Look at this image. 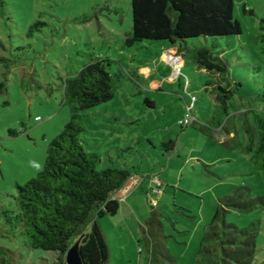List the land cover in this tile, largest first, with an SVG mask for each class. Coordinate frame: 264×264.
I'll return each mask as SVG.
<instances>
[{"label":"rangeland","instance_id":"rangeland-1","mask_svg":"<svg viewBox=\"0 0 264 264\" xmlns=\"http://www.w3.org/2000/svg\"><path fill=\"white\" fill-rule=\"evenodd\" d=\"M5 3V14L0 15V58L8 60V72L0 63V82L7 86L0 94V247L14 252L12 264H48L56 259L52 252L24 247L20 237L12 236L1 212L14 207L21 187L42 170L49 143L70 120L69 109L62 104V80L91 59L105 58L118 62L108 68L114 78V97L82 112L85 131L79 138L86 152L100 155L99 169L135 167L145 180L123 201L116 216L98 219L108 243V264H149L152 241L147 228L152 215L160 222L161 240L173 259L170 263L158 256L163 264L203 263L202 248L216 247L214 241L205 239L206 234L213 227L221 235L222 221L254 234L253 264H264V206L256 203L249 210L220 212V202L239 189L246 188L251 199H264V180L246 155L231 150V142L223 144L216 134L198 129V122L210 121L208 115L215 110L208 93L211 89L205 85L233 91L227 127L236 130L239 142L245 138L243 112L262 108L264 0H233L241 33L217 38L219 57L227 66L221 79L199 69L185 51V64L176 78L181 83L179 93L157 92L156 88L173 73L158 60V49L169 43L143 41L123 46L124 33L132 27L130 0ZM243 6L252 9L253 15L244 13ZM36 21L42 26L29 35ZM208 41L204 43L202 37L188 40L187 47L208 46ZM144 66L154 68L153 74L136 76ZM118 68L123 74L119 80L114 76ZM191 96L196 97L194 115L199 120L180 128L178 120ZM145 99L155 105L148 107ZM168 141L175 142L172 151L161 145ZM133 142L137 143L133 146ZM129 146L136 150L132 152ZM153 175L161 183L157 193L151 192L154 185L149 188L147 176ZM217 211L222 215L214 219Z\"/></svg>","mask_w":264,"mask_h":264},{"label":"trees","instance_id":"trees-1","mask_svg":"<svg viewBox=\"0 0 264 264\" xmlns=\"http://www.w3.org/2000/svg\"><path fill=\"white\" fill-rule=\"evenodd\" d=\"M130 5L132 27L124 33V47L143 41H163L181 46L187 45L188 40L202 37L204 43L211 41L208 46L182 50L199 69L226 75L227 66L219 57L217 38L241 33L233 15V0H130ZM5 6V0H0L1 16L5 14ZM243 12L253 15L245 6ZM263 24L260 19L261 31L264 30ZM39 26H42L39 21L33 23L29 35L39 31ZM260 38L264 41V35ZM214 53L218 56L215 57ZM0 63L8 72V60L0 58ZM114 64L118 62L109 58L91 59L74 75L62 80V104L68 107L70 120L49 143L42 170L21 187L14 197V207L1 212L12 236L20 237L24 247L56 255V259L48 264H65L66 252L78 239L83 264H108V245L98 219L117 215L119 200L131 189L138 176L135 167L99 169L100 155L86 152L79 138L85 131L82 112L114 97V78L108 71ZM118 71L114 75L117 80L123 77L120 68ZM6 91L5 82H0V94ZM213 92L216 106L211 120L207 124L198 122V129L207 134L209 128L215 127L228 132L233 144L229 146L231 150L239 148L248 155L257 176L264 180V78L261 81L262 108L243 112L244 144L235 140L236 130L227 127L232 118L228 115V103L233 91L215 85ZM144 102L148 107L152 106L148 99ZM10 135L15 137L17 132L10 131ZM161 145L172 151L175 142ZM245 189H239L221 201L220 212L224 213L226 209L249 210L256 203L264 206L263 198L251 199ZM220 212L217 211L214 219H219ZM148 225L152 241L149 264H163L158 256L173 262L161 240L160 222L154 215ZM222 229L221 235L213 227L207 232L205 239L214 241L216 247L212 250L202 248L204 262L201 264H253L256 255L254 234L237 230L224 221ZM13 255V251L0 247V264H12Z\"/></svg>","mask_w":264,"mask_h":264},{"label":"crops","instance_id":"crops-1","mask_svg":"<svg viewBox=\"0 0 264 264\" xmlns=\"http://www.w3.org/2000/svg\"><path fill=\"white\" fill-rule=\"evenodd\" d=\"M245 9L252 11V9H250L248 7H245ZM263 22H264V19H263ZM181 46L179 44L175 43V44H169V46H165V47H162V48L158 49V50H161L158 53V60H159V62L162 63V64H165L171 70V72L173 71V65L172 64L174 63V61L177 60L176 62H178L182 66V68H183V66L185 64V60H184L185 51H183L182 49L183 48H186L187 45H181ZM175 58H177V59H175ZM154 70H155L154 68L148 67V66L139 67L138 72L136 73V76H139V75H141V76L142 75H152L153 72H154ZM215 77L221 79L220 76L217 75V74H216ZM176 78H174L173 73H171V76H170L169 79L167 77H163L162 80H160V83H157V86H156L157 92H163V93L165 91L166 92H177V93L181 92L180 91L181 90V86H180L181 83L179 82V80H177V82H176ZM188 85H189V83H188ZM176 86H177V89L175 88ZM168 88H170V89H168ZM204 88H210L211 89L208 93L212 95L211 96L212 97V101L214 102V106H216L215 94L213 92V86L212 87H209V85H205ZM205 90H208V89H205ZM149 101L151 102V105L152 106L155 105L154 104V101H151V100H149ZM189 101L186 100L185 105ZM194 108H195V105H194ZM194 111H195V109H193V113H192L194 119L196 118V119L199 120V116L194 115ZM213 111L211 112V114H209V115L207 114L208 115V118L211 119V116H212ZM111 114L112 115H116V113H113V112ZM208 122L209 121H207V120L199 121L200 124H207ZM210 133H213V135L216 134V136L219 138L220 142L223 143V144H225L227 142H230V137H231L230 134H228V132L224 131L222 128H216V127L215 128H209V134ZM240 142H241V144H244L245 143V138H244L243 141H240ZM136 143L133 142L132 145L134 146ZM133 146H129L127 148H129L133 152L134 150H136ZM233 151H239L241 153V155L243 154L239 148L234 149ZM243 155H246V154H243ZM246 156L249 159V156L248 155H246ZM153 177H154V175L151 176V177L150 176H147V179H148V182H149V188H151L152 185H153V183H152ZM144 181L145 180H143L142 178L140 179V176L139 175L136 177V179L134 180V183H133L131 189L124 196H122V198L119 200V211L122 208L123 201L126 202L127 199H128V197L131 196L133 193H135V191L137 190V188L140 187L141 186V183H143ZM130 207H131L130 208V211H133V209H132L133 207L132 206H130ZM106 243H107V239H106ZM108 250H109V248H108Z\"/></svg>","mask_w":264,"mask_h":264},{"label":"built area","instance_id":"built-area-1","mask_svg":"<svg viewBox=\"0 0 264 264\" xmlns=\"http://www.w3.org/2000/svg\"><path fill=\"white\" fill-rule=\"evenodd\" d=\"M175 59H177V58H175ZM176 61H174V63L172 64L173 65L174 78H176L179 74L182 73V66ZM187 85H188V83L186 84V86ZM195 103H196V97L191 96L190 101L185 105L183 117L178 121V126L180 128L188 127L194 121V117H193L192 113H193ZM35 120L38 121L39 118H36ZM152 183L154 185V188L151 189V192L157 193L159 187L161 186V183L156 178L152 179Z\"/></svg>","mask_w":264,"mask_h":264},{"label":"water","instance_id":"water-1","mask_svg":"<svg viewBox=\"0 0 264 264\" xmlns=\"http://www.w3.org/2000/svg\"><path fill=\"white\" fill-rule=\"evenodd\" d=\"M80 239H78L66 252L65 264H83L79 252Z\"/></svg>","mask_w":264,"mask_h":264}]
</instances>
